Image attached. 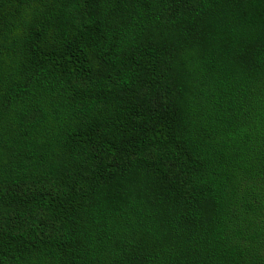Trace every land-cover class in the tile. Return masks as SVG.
Returning a JSON list of instances; mask_svg holds the SVG:
<instances>
[{
    "label": "trees",
    "instance_id": "obj_1",
    "mask_svg": "<svg viewBox=\"0 0 264 264\" xmlns=\"http://www.w3.org/2000/svg\"><path fill=\"white\" fill-rule=\"evenodd\" d=\"M0 264H264V0H0Z\"/></svg>",
    "mask_w": 264,
    "mask_h": 264
}]
</instances>
